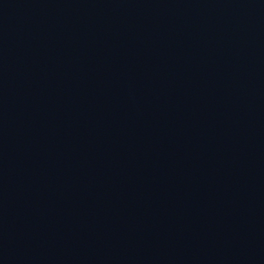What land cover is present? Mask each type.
Returning a JSON list of instances; mask_svg holds the SVG:
<instances>
[{
  "label": "water",
  "instance_id": "1",
  "mask_svg": "<svg viewBox=\"0 0 264 264\" xmlns=\"http://www.w3.org/2000/svg\"><path fill=\"white\" fill-rule=\"evenodd\" d=\"M0 264H264V0H0Z\"/></svg>",
  "mask_w": 264,
  "mask_h": 264
}]
</instances>
